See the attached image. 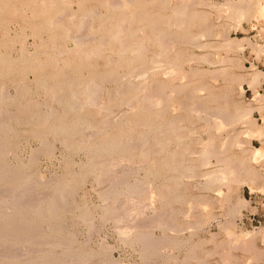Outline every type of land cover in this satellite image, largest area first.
<instances>
[{"label": "rangeland", "instance_id": "1", "mask_svg": "<svg viewBox=\"0 0 264 264\" xmlns=\"http://www.w3.org/2000/svg\"><path fill=\"white\" fill-rule=\"evenodd\" d=\"M128 1L0 0V264H264V0ZM122 22L135 42L127 51L113 43ZM103 39L110 43L102 47ZM158 39L170 56L156 65ZM92 80L101 91L88 103ZM160 86L173 102L155 103ZM205 112L215 116L209 124ZM2 119L10 120L5 127ZM212 119L225 127H213ZM173 120L183 129L164 126L169 140L160 142L159 126ZM200 143L216 150L209 164ZM174 154L185 157L182 164ZM224 156L233 177L222 173L223 182H210L207 172L229 164L222 165ZM187 165L198 175L182 177ZM10 188L20 197L13 199Z\"/></svg>", "mask_w": 264, "mask_h": 264}, {"label": "bare ground", "instance_id": "2", "mask_svg": "<svg viewBox=\"0 0 264 264\" xmlns=\"http://www.w3.org/2000/svg\"><path fill=\"white\" fill-rule=\"evenodd\" d=\"M129 1H130V0H129ZM129 1H128V2H129ZM176 1H177V0H176ZM185 1H186V0H185ZM190 1H191V0H190ZM199 1H200V0H199ZM203 1H204V0H203ZM261 1H262V0H261ZM115 2H116V1H115ZM115 2H114V3H115ZM186 2H188V1H186ZM191 2H192V1H191ZM42 3H43V2H42ZM42 3H41V4H42ZM119 3H120V2H119ZM44 4H45V3H44ZM52 4H53V3H52ZM55 4H56V3H55ZM69 4H70V3H69ZM127 4H128V3H127ZM180 4H182V3H180ZM190 4H191V3H190ZM190 4H189V5H190ZM258 4H259V3H258ZM66 5H67V4H66ZM111 5H113V3H111ZM172 5H173V4H172ZM184 5H185V4H183V6H184ZM108 6H109V5H108ZM119 6H120V5H119ZM186 6H187V5H186ZM180 7H181V6H180ZM180 7L177 9V10H179V12L182 11V10L180 11ZM260 7H261V6H260ZM181 8H183V7H181ZM184 8H185V6H184ZM172 9H173V8H172ZM186 9L188 10V8H186ZM189 9H190V8H189ZM242 9H243V8H242ZM177 10H176V11H177ZM238 10H239V9H238ZM177 12H178V11H177ZM179 12H178V13H179ZM239 12H241V11H239ZM242 12H243V11H242ZM92 13H93V12H92ZM174 13H175V12H174ZM185 13H186V12H184V14H185ZM65 14H66V13H65ZM181 14H182V13H181ZM66 15H67V14H66ZM96 15H97V13H96ZM174 15L176 16V14H174ZM182 15H183V14H182ZM236 15H237V14H236ZM90 16H91V15H90ZM177 16L180 17V14L177 15ZM183 16H184V15H183ZM183 16H181V17H183ZM185 16H186V15H185ZM185 16H184V17H185ZM247 16H248V15H247ZM133 17H134V16H133ZM179 17H176V18H179ZM176 18H175V19H176ZM91 19H92V18H91ZM175 19H174V20H175ZM181 19H182V18H181ZM186 19H187V18H186ZM238 19H239V18H238ZM61 20H62V19H61ZM73 20H74V19H73ZM76 20H77V19H76ZM87 20H88V19H87ZM182 20H183V19H182ZM54 21H55V20H54ZM54 21H53V23H54ZM170 21H171V20H170ZM172 21H173V19H172ZM175 21H176V20H175ZM177 21H178V19H177ZM183 21H185V20H183ZM183 21H182V22H183ZM72 22H73V21H72ZM83 22H84V21H83ZM173 22H174V21H173ZM185 22H186V21H185ZM176 23H178V22H176ZM51 24H52V23H51ZM171 24H172V23H171ZM171 24H170V25H171ZM178 24H179V23H178ZM126 25H127V24H126ZM126 25H125V26H126ZM168 25H169V24H168ZM168 25H167V26H168ZM172 25H173V24H172ZM81 26H82V25H81ZM123 26H124V22L119 23V24H117V25L115 26V27H116L115 29H116V32H117V33L115 34V38L113 37V38H114V42H113V43H119V44L122 43L123 45L121 44V46H124V47H121V50H123V51H127V50H129V48L132 46V45H131V42H132V44H133V43L135 44V42L132 41V40H133V37H132V40H129V39H131L130 36H129V39L126 38V36H125V34H124L125 30H123L124 32L122 31V29L125 28V27L123 28ZM177 26H178V25H177ZM194 26H196V24H194ZM86 27H87V24H86ZM126 27H127V26H126ZM180 27H181V26H180ZM180 27H179V28H180ZM168 28H169V27H168ZM170 28H171V27H170ZM181 28H182V27H181ZM194 28H195V27H194ZM125 29H126V28H125ZM176 29H177V27H176ZM155 30H156V29H155ZM199 30H200V29H199ZM84 31H85V30H84ZM147 31H148V30H147ZM80 32H82V31H80ZM86 32H87V30H86ZM162 32H163V31H162ZM83 33H84V32H83ZM204 34H205V33H204ZM87 35H88V34H87ZM138 35H139V34H138ZM88 36H89V35H88ZM133 36H134V35H133ZM163 36H164V35H163ZM197 36H198V35H197ZM199 36H200V35H199ZM203 36H204V35H203ZM127 37H128V36H127ZM135 37H136V36H135ZM159 37H161V36H159ZM204 37H205V36H204ZM72 38H74V37H72ZM81 38H83V37H81ZM136 38H138V37H136ZM136 38H134V39H136ZM193 38H194V37H193ZM196 38H197V37L195 36V39H196ZM206 38H207V37H206ZM212 38H213V37H212ZM78 39H79L78 42L82 44V41H83V40H80V38H78ZM88 39H89V38H88ZM88 39H87V41H89ZM104 39H105V38H104ZM104 39L102 40L103 43H104V44H102V47H103V45L105 46V43H106V45H107V41H106V40H108V39H106L105 42H104ZM142 39H143V38H142ZM156 39H157V38H156ZM156 39H155V40H156ZM160 39L163 40L164 38L162 37V38H160ZM170 39H172V38H170ZM198 39H199V38H198ZM209 39H210V38H209ZM75 40H77V36L75 37ZM139 40H140V39H139ZM214 40H215V39H214ZM85 41H86V39H85ZM90 41H91V39H90ZM102 41H101V42H102ZM108 41H109L108 43H110V40H108ZM130 41H131V42H130ZM156 41H157V40H156ZM160 41H161V40H160ZM160 41H159V39H158V42H160ZM165 41H166V40L164 39V41H163L164 44H166ZM173 41H174V40H173ZM193 41H194V39H193ZM198 41H199V40H198ZM78 42H77V43H78ZM93 42H94V41H93ZM143 42H144V41H143ZM166 42H168V40H167ZM174 42H175V41H174ZM176 42H177V41H176ZM85 43H86V42H85ZM156 43H157V42H156ZM177 43H178V42H177ZM225 43H226V42H225ZM74 44H75V43H74ZM83 44H84V41H83ZM88 44H89V43H88ZM136 44H137V43H136ZM160 44H161L160 49L162 48V50H160L161 53H157V54H159V55H158V57H155V58L153 59L154 61H153L152 63H155V64H156L157 61L160 60V62H161V60H163V59L165 60V59H167V57L170 56V54H169V56H168V54H167V51H168L167 48H168V47H167V48H166V47H163V46H162V44H163L162 42H160V43L158 44V46H159ZM164 44H163V45H164ZM167 44H168V43H167ZM167 44H166V45H167ZM191 44L193 45V43H191ZM195 44H196V43H195ZM198 44H199V43H198ZM98 45H99V44H98ZM111 45H112V44H111ZM128 45H131V46H128ZM139 45H140V44H139ZM188 45H189V44H188ZM127 46H128V47H127ZM133 46H134V45H133ZM133 46H132V47H133ZM110 47H111V46H110ZM212 47H213V46H212ZM140 48H141V47H140ZM198 48H199V47H198ZM209 49H210V48H209ZM94 50H95V49H94ZM78 51H79V50H78ZM80 51H82V50H80ZM123 51H122V52H123ZM136 51H137V50H136ZM141 51L143 52L142 49H141ZM145 51H146V50H145ZM145 51H144V52H145ZM76 52H77V51H76ZM82 52L84 53V49H83ZM82 52H81V53H82ZM94 52H95V51H94ZM98 52H99V51H98ZM98 52H97V53H98ZM106 52H107V51H106ZM138 52H139V54L142 53V52H140V50H138ZM138 52H137V53H138ZM144 52H143V53H144ZM177 52H179V51H177ZM181 52H182V51H181ZM22 53H25V52H22ZM22 53H21V54H22ZM70 53H71V52H70ZM73 53H75V52H73ZM79 53H80V52H79ZM81 53H80V54H81ZM83 53H82V54H83ZM85 53H86V50H85ZM101 53H102V52H101ZM120 53H121V52H120ZM133 53H135V52H133ZM147 53H148V52H147ZM90 54H91V53H90ZM98 54H100V53H98ZM102 54H103V53H102ZM124 54H125V53H124ZM174 54H175V53H174ZM176 54H177V53H176ZM193 54H194V53H193ZM142 55H143V54H142ZM142 55L140 54V56H142ZM178 55H179V54H178ZM180 55H181V54H180ZM125 56H126V55H125ZM132 56H133V55H132ZM204 56H205V55H204ZM52 57H53V56H52ZM144 57H145V56H144ZM202 57H203V56H202ZM112 58H113V57H112ZM144 59H145V58H144ZM168 59H169V58H168ZM170 59H171V58H170ZM196 59H197V58H196ZM202 59H203V58H202ZM120 60H121V59H120ZM164 60H163V62H166V61H164ZM180 60H181V59H180ZM204 60H205V59H204ZM206 60H207V59H206ZM206 60H205V61H206ZM209 60H210V59H209ZM108 61H109V60H108ZM110 61H113V60L111 59ZM151 61H152V60H151ZM151 61H150V62H151ZM202 61H203V60H202ZM205 61H204V62H205ZM117 62H118V61H117ZM168 62H169V61H167V63H168ZM175 62H176V61H175ZM212 62H213V61H212ZM216 62H217V61H216ZM173 63H174V61H173ZM173 63H172V64H173ZM189 63H190V62H189ZM117 64H119V63H117ZM169 64H170V63H169ZM169 64H168V65H169ZM135 65H136V63H135ZM151 65H153V64H151ZM156 65H157V64H156ZM171 67H172V66H171ZM162 68H163V67H162ZM157 69H158V67H157ZM159 69H161V68H159ZM174 69H175V68H174ZM176 70H177V69H176ZM136 71H137V70H136ZM156 71H157V70H156ZM163 71H164V70H163ZM189 71H190V70H189ZM150 72H152V71H150ZM158 72H159V71H158ZM161 72H162V70H161ZM179 72H180V71H179ZM219 72H220V71H219ZM26 73H27V71H26ZM170 73H173V71H171ZM177 73H178V72H177ZM132 74H134V73L132 72ZM146 74H147V73H146ZM156 74H157V72H156ZM165 74H166V73H165ZM167 74H168V73H167ZM167 74H166V75H167ZM175 74H176V72H175ZM186 74H187V73H186ZM254 74H255V73H254ZM172 75L175 76L174 73H173ZM187 75H188V77H189V74H187ZM255 75H256V74H255ZM66 76H67V75H66ZM142 76H143V75H142ZM164 76H165V75H164ZM169 76H170V75H169ZM176 76H177L178 78L180 77V75L178 76L177 74H176ZM176 76H175L174 78H176ZM182 76H183V75H182ZM197 76H198V75H197ZM199 76H200V75H199ZM199 76H198V77H199ZM207 76H208V75H207ZM256 76H257V75H256ZM256 76H254V79H255ZM190 77H191V76H190ZM201 77H202V76H201ZM252 77H253V76H252ZM257 77H259V75H258ZM166 78H167V77H166ZM180 78H181V77H180ZM180 78H179V79H180ZM185 79H186V75H185ZM212 79H213V78H212ZM254 79H253V81H254ZM143 80H144V79H143ZM167 80H168V79H167ZM171 80H172V79H171ZM174 80H175V79H174ZM233 80H234V79H233ZM249 80H250V79H249ZM256 80H257V79H256ZM23 81H24V80H23ZM92 81H93L94 83H93ZM92 81H91V84L93 83L94 86H93V85H92V86H89V84H90L89 82H88V83H89V84H88L89 87L87 86V93H88L89 95H93V97L90 96L91 99L88 97V98H89V102H88V103H90V102L92 103V99L95 101V100L98 98V96H97V98H96L95 96L98 94V92L100 93V91H101V90H100L101 85H100L99 83L97 84L94 80H92ZM146 81H147V80H146ZM146 81H145V83H146ZM168 81H169V80H168ZM177 82H178V80H177ZM254 82H255V81H254ZM145 83H144V84H145ZM172 83H174V82H172ZM251 83H253V82H251ZM91 84H90V85H91ZM130 84H131V83H130ZM186 84H188V83H186ZM95 85H96V86H97V85L100 86L99 89L96 88ZM133 85H134V84H133ZM145 85H146V84H145ZM197 85H198V84H197ZM197 85H196V86H197ZM71 86H72V85H71ZM152 86H153V85H152ZM154 86H155V85H154ZM203 86L206 87L207 85H203ZM85 87H86V86H85ZM85 87H84V89L86 90ZM141 87H142V86H140V88H141ZM165 87H166V86H165ZM165 87L160 86V88L158 89L159 92H160V94H159V95H160V97H159L160 99H158L157 101L154 100L155 103H156V102L158 103V101H161V102H164V103H165L167 100L170 101V102H171V101L173 102L172 99L169 100L170 96H167V93H166V91L164 90ZM182 87H183V86H182ZM50 88H51V87H50ZM52 88H53V87H52ZM140 88H139V89H140ZM153 88H154V87H153ZM155 88H158V86L155 87ZM175 88H176V87H175ZM179 88H180V86H179ZM193 88H194V87H192V90L194 91ZM203 88H204V87H203ZM4 89H5V88H4ZM4 89H3V90H4ZM97 89H98V92H97ZM141 89H142V88H141ZM143 89H144V88H143ZM151 89H152V88H151ZM169 89H170V88H169ZM180 89H181V88H180ZM195 89H196V87H195ZM200 89H201V87L199 88V91H200ZM158 90H157V91H158ZM201 90H202V89H201ZM203 90H204V89H203ZM205 90H206V88H205ZM205 90H204V91H205ZM207 90H208V88H207ZM209 90H210V89H209ZM209 90H208V91H209ZM211 90H212V89H211ZM211 90H210V92H211ZM155 91H156V90H155ZM176 91H177V90H176ZM185 91H186V90H185ZM195 91H196V90H195ZM2 92H3V91H2ZM2 92H1V93H2ZM96 92H97V93H96ZM142 92H144V91H142ZM145 92H146V89H145ZM164 92H165V93H164ZM167 92H168V91H167ZM74 93H75V92H74ZM95 93H96V94H95ZM117 93H118V92H117ZM147 93H148V91H147ZM161 93H163V94H161ZM173 93H174V92H173ZM196 93H197V92H196ZM198 93H199V92H198ZM206 93H207V92H206ZM2 94H3V93H2ZM4 94H6V93H4ZM53 94H54V93H53ZM72 94H73V93H72ZM121 94H122V93H121ZM140 94H141V93H140ZM152 94H153V93H152ZM157 94H158V93H157ZM165 94H166V95H165ZM171 94H172V93H171ZM174 94H175V93H174ZM73 95H74V94H73ZM94 95H95V96H94ZM98 95H99V94H98ZM101 95H102V94H101ZM154 95H155V94H154ZM192 95H195V94H192ZM99 96H100V95H99ZM147 96H148V95H147ZM165 96H167V97H165ZM187 96H188V95H187ZM190 96H191V95H190ZM209 96H210V95H209ZM211 96H213V95H211ZM211 96H210V97H211ZM94 97H95V98H94ZM137 97H138V96H137ZM154 97H155V96H154ZM168 97H169V98H168ZM171 97H172V95H171ZM193 97H194V96H192L191 98H193ZM195 97L197 98V96H195ZM195 97H194V98H195ZM200 97H201V96H200ZM1 98H2V97H0V99H1ZM3 98H4V96H3ZM5 98H6V97H5ZM73 98H74V97H73ZM75 98H76V97H75ZM140 98H141V97H140ZM157 98H158V97H157ZM184 98H185V97H184ZM188 98H189V97H188ZM194 98H193V99H194ZM203 98H204V97H203ZM55 99H56V98H55ZM85 99H86V98H85ZM155 99H156V98H155ZM161 99H163V101H162ZM193 99H192V100H193ZM11 100H12V99H11ZM98 100H99V99H98ZM142 100H143V99H142ZM149 100H150V99H149ZM192 100H191V101H192ZM194 100H197V99H194ZM199 100L202 101L203 99H199ZM78 101H79V100H78ZM154 101H153V102H154ZM168 101H167V102H168ZM203 101H205V99H204ZM4 102H5V101H4ZM60 102H61V101H60ZM99 102H100V101H99ZM130 102H131V101H130ZM133 102H134V100H133ZM161 102H160V103H161ZM194 102H195V103H198V100H197V101H194ZM78 103H79V102H78ZM84 103H85V102H84ZM88 103H87V104L85 103V104L88 105ZM96 103H98V101H97ZM134 103H135V102H134ZM174 103H175V102H174ZM204 103H205V102H204ZM204 103L202 102V103H200V104H204ZM207 103H208V102H207ZM207 103H205V104H207ZM76 104H77V103H76ZM76 104H73V105L71 104L72 106H70V105H69V106H70V108L73 110L74 108H76ZM85 104H84V106H85ZM131 104H132V103H131ZM145 104H146V103H145ZM152 104H153V103H151V106H152ZM181 104H182V103H181ZM95 105H96V104H95ZM95 105H94V106H95ZM97 105H98V104H97ZM135 105H136V104H135ZM135 105H134V106H135ZM161 105H162V104H161ZM183 105H184V104H183ZM194 105H195V104H194ZM208 105H209V104H208ZM82 106H83V105H82ZM91 106H93V105H91ZM101 106H102V105H101ZM128 106H129V105H128ZM131 106H132V105H131ZM138 106H139V105H138ZM151 106H150V107H151ZM0 107H1V106H0ZM153 107H154V105H153ZM153 107H152V108H153ZM159 107H160V106H159ZM162 107H163V106H162ZM179 107H180V106H179ZM183 107H184V106H183ZM47 108H49V107H47ZM135 108H136V107H135ZM145 108H146V107H145ZM160 108H161V107H160ZM192 108H193V107H192ZM192 108H191V109H192ZM210 108H211V107H210ZM210 108H209V109H210ZM100 109H101V108H100ZM102 109H103V107H102ZM105 109H106V108H105ZM105 109H104V110H105ZM123 109H125V108H123ZM129 109H130V108H129ZM153 109H155V108H153ZM157 109H158V107H157ZM162 109H163V108H162ZM179 109H181V108H179ZM188 109H189V108H187V110H188ZM204 109H205V108H204ZM51 110H52V108H51ZM106 110L108 111V109H106ZM158 110H160V109H158ZM158 110H157V111H158ZM184 110H185V108H184ZM198 110H199V108H198ZM200 110H201V109H200ZM207 110H208V107H207V109H206L205 111H207ZM46 111H47V110H46ZM53 111H54V110H53ZM127 111H128V110H127ZM129 111H130V110H129ZM131 111H132V110H131ZM154 111H155V110H154ZM167 111H168V110H167ZM188 111H189V110H188ZM191 111L194 112V110H190V114H191ZM203 111H204V110H203ZM210 111H212V110H210ZM11 112H12V111H11ZM110 112H111V111H110ZM122 112H123V111H122ZM122 112H121V114H122ZM160 112L162 113L163 111L160 110L159 113H160ZM195 112H197V111H195ZM200 112H201V111H200ZM221 112H222V111H221ZM6 113H7V112H6ZM52 113H53V112H52ZM164 113H165V112H164ZM188 113H189V112H188ZM197 113H198V112H197ZM205 113H206V112H205ZM205 113H203V114H205ZM207 113H208V112H207ZM207 113H206V115H205L206 117L209 115V114H207ZM209 113L211 114L212 112H209ZM10 114H11V113H10ZM165 114H166V113H165ZM165 114H164V115H165ZM167 114H168V113H167ZM190 114H189V115H190ZM198 114H199V113H198ZM213 114H214V113H213ZM215 114L217 115V114H219V112H217V113H215ZM215 114H214V115H215ZM1 115H2V114H1ZM155 115H156V114H154V116H155ZM157 115H159V114H157ZM157 115H156V116H157ZM162 115H163V113H162ZM191 115H192V114H191ZM242 115H243V114H240L241 117H243ZM5 116H6V115H5ZM156 116H155L154 118L157 119ZM160 116H161V115H159L158 117H160ZM203 116H204V115H203ZM203 116H202V117H203ZM205 116H204V118H205ZM209 116H210V115H209ZM217 116H220V114L217 115ZM12 117H13V116H12ZM116 117H117V116H116ZM116 117H114V118H116ZM211 117H212V118H213V117L215 118V116H213V115H211ZM211 117H210V118H211ZM249 117H250V116H249ZM150 118H151V117H150ZM150 118H149V119H150ZM204 118H203V119H204ZM210 118L208 119V117H207L206 121H208V120L210 121V120H211ZM224 118H225V117H224ZM237 118H240V117L237 115L234 119H237ZM243 118H244V117H243ZM246 118H247V117H246ZM9 119H10V118H9ZM9 119H8L7 121H10ZM11 119H12V118H11ZM216 119H217V118H216ZM220 119H221V118H220ZM220 119H219V120H220ZM222 119H223V118H222ZM241 119H242V118H241ZM241 119H240V120H241ZM2 120L4 121V120H6V119H2ZM150 120H151V119H150ZM175 120H177V118H176ZM189 120H190V119H189ZM201 120H202V119H201ZM213 120H214V119H212V121H213ZM228 120H233V119H228ZM244 120H245V119H244ZM7 121H6V122L4 121V122L2 123V124L4 125V127H5V124H7ZM46 121H47V120H46ZM54 121H55V120H54ZM107 121H109V120H107ZM118 121H119V120H118ZM128 121H129V120H128ZM167 121H169V120H167ZM170 121H171V120H170ZM182 121H183V120H182ZM182 121H181V122H182ZM203 121H204V120H203ZM221 121H222V120H221ZM221 121H216V120H214L213 122H215V123H214V125L212 124L213 127H218L217 129H219V128H221V127H222V128L225 127V125L223 124L225 121L223 120L224 122H222V123H221ZM238 121H239V120H238ZM173 122H174V123H171V122H170L171 124L168 123L169 125H168V124H167V125H163L162 123H159V124H162L161 126H159L160 129H159L158 126L156 125V126H157L156 128L159 129V130H158V129H156V130H158V132L160 133L159 135H160V137H161V138H160V142H161V140H162V141H163V140H164V141H167V139H168V138L165 139V138L167 137V134H165V133L163 132L164 129H165L164 126H167V128H168V129L166 128L167 130H175V131H176V130L178 129V132H180V129H181V128L183 129V126H179L178 124H176V123H177L176 121L173 120ZM183 122H184V121H183ZM4 123H5V124H4ZM22 123H24V122L22 121ZM106 123H107V122H106ZM108 123H109V122H108ZM164 123H165V122H164ZM178 123H180V122L178 121ZM205 123H206V122H205ZM207 123L209 124V123H211V121H210V122H207ZM235 123H236V121H235ZM2 124H1V125H2ZM104 124H105V123H104ZM188 124H189V123H188ZM222 124H223L224 126H223ZM233 124H234V123H233ZM26 125H27V124H26ZM125 125H126V124H125ZM181 125H183V124H181ZM230 125H231V124H230ZM6 126H7V125H6ZM141 126H142V125H141ZM228 126H229V125H227L226 127H228ZM1 127H2V126H1ZM180 127H181V128H180ZM202 127H203V126H202ZM211 127H212V126H211ZM88 128H90V127H88ZM2 129H3V127H2ZM188 129H190V128H188ZM203 129H204V128H203ZM217 129H216V130H217ZM88 130H89V129H88ZM190 130H193V129H190ZM190 130H189V131H190ZM221 130H222V129H221ZM1 131H2V130H1V128H0V132H1ZM99 131H100V130H99ZM127 131H128V130H127ZM148 131H149V130H148ZM165 131H166V130H165ZM175 131H174V133H175ZM189 131H188V132H189ZM24 132H25V131H24ZM96 132H97V130H96ZM158 132H157V133H158ZM166 132H167V131H166ZM190 132H191V131H190ZM192 132H196V130H195V131H192ZM192 132H191V133H192ZM197 132H198V131H197ZM2 133H4V132L2 131ZM216 133H217V131H216ZM94 134H95V133H94ZM101 134H102V133H101ZM101 134H100V135H101ZM105 134H106V133H105ZM105 134H104V135H105ZM143 134H145V133H143ZM87 135H88V134H87ZM89 135H90V133H89ZM89 135H88V136H89ZM95 135H96V134H95ZM106 135H107V134H106ZM106 135H105V136H106ZM141 135H142V134H141ZM153 135H154V134H153ZM175 135H178V133H176ZM181 135H182V134H181ZM1 136H2V135H1ZM146 136H149V135H146ZM146 136H145V137H146ZM182 136H183V135H182ZM189 136H190V135H189ZM189 136H188V138H189ZM207 136H208V135H207ZM93 137H94V135H93ZM142 137H143V136H142ZM155 137H156L157 139L159 138L158 136H155ZM175 137H176V136H175ZM178 137L180 138L181 136H177V138H178ZM186 137H187V136H186ZM227 137H228V136H227ZM229 137H230V136H229ZM91 138H92V137H91ZM127 138H128V137H127ZM182 138H185V136H183ZM182 138H181V139H182ZM147 139H148V138H147ZM181 139H180V140H181ZM200 139H201V138H200ZM65 140H66V139H65ZM168 140H169V139H168ZM180 140H179V141H180ZM186 140H187V139H186ZM3 141H4V140H3ZM70 141H71V140H70ZM82 141H83V140H82ZM164 141H163V142H164ZM170 141H171V140H170ZM172 141H173V138H172ZM174 141H175V140H174ZM182 141H183V140H182ZM184 141H185V140H184ZM199 141H200V140H199ZM206 141H207V140H206ZM210 141H212V139H211ZM225 141H227V140H225ZM64 142H65V141H64ZM66 142H67V141H66ZM66 142H65V143H66ZM142 142H143V141H142ZM176 142H177V141H176ZM180 142H181V141H180ZM223 142H224V141H223ZM1 143H2V142H1ZM67 143H68V142H67ZM128 143H129V142H128ZM164 143H165V142H164ZM209 143H210V142H209ZM209 143H208V144H209ZM3 144H4V143H3ZM44 144H45V143H44ZM110 144H111V143H110ZM110 144H109V145H110ZM121 144H122V143H121ZM156 144H157V143H156ZM181 144H183V142H182ZM200 144H201V143H200ZM211 144H212V143H211ZM70 145H71V144H70ZM145 145H146V144H145ZM159 145L161 146V144H159ZM178 145H179V144H178ZM188 145H189V144H188ZM201 145H202V146H205V145H206L205 148L203 147L204 150H203V151H202V150L200 151V152H202V153H201V156L203 155V157H200V158H202L203 161H206L207 159H209V157H210L211 155H212V156L215 155V151H216V150L214 151V149H215L214 147H212V146H211V147L208 146L207 143H206L205 145H204V144H201ZM209 145H210V144H209ZM212 145H213V144H212ZM71 146H72V145H71ZM119 146H120V145H119ZM146 146H147V145H146ZM146 146H144V147H146ZM166 146H167V144H166ZM108 147H110V146H108ZM111 147L113 148L112 145H111ZM133 147H134V146H133ZM141 147H143V146L141 145ZM162 147H163V146H162ZM7 148H8V147H7ZM114 148H115V147H114ZM126 148H127V147H126ZM137 148H138V147H137ZM147 148H148V147H147ZM186 148H187V147H186ZM186 148H185V149H186ZM213 148H214V149H213ZM101 149H102V148H101ZM110 149H111V148H110ZM116 149H117V148H116ZM134 149H135V148H134ZM141 149H142V148H140V150H141ZM143 149H144V148H143ZM143 149H142V150H143ZM161 149H162V148H160V150H161ZM9 150H10V149H9ZM122 150H123V149H122ZM172 150H173V149H172ZM176 150H178V149H176ZM186 150H187V149H186ZM188 150H189V152H190V151H192L193 149H192V150L188 149ZM10 151H11V150H10ZM108 151H109V150H108ZM127 151H128V150H127ZM150 151H151V150H150ZM168 151H169V150H168ZM255 151H256V150H255ZM125 152H126V151H125ZM139 152H140V151H139ZM145 152H146V151H145ZM174 152L176 153V151H174ZM174 152H172V153H174ZM181 152L184 153L183 151H181ZM185 152H186V151H185ZM187 152H188V151H187ZM193 152H194V150H193ZM155 153H156V152H155ZM190 153H191V152H190ZM190 153H189V154H190ZM194 153H195V152H194ZM255 153H257V154L259 155V154H261V151H260V150H259V151L257 150ZM262 153H264V152H262ZM178 154H180L179 151H177V154H176V155H178ZM199 154H200V153H199ZM217 154H218V153H217ZM221 154H222V152H221L219 155H221ZM162 155H163V154H162ZM170 155H171V154H170ZM176 155L174 154V159H175V160H176V158H175ZM181 155H183V154H181ZM187 155H188V153H187ZM219 155H218V157H219ZM222 155H223V154H222ZM166 156H167V155H166ZM166 156H165V157H166ZM171 156H173V155H171ZM178 156H179V155H178ZM184 156H185V155H184ZM215 156H216V155H215ZM215 156H214V157H215ZM261 156H262V154H261ZM263 156H264V154H263ZM119 158H120V157H119ZM184 158H185V157L181 158V159H183V160L178 159V160H176V161H177L178 163H181V164H182V161L185 160ZM200 158H199V159H200ZM210 158H211V157H210ZM221 158H225V156H224V157H220V159H221ZM257 158H258V157H257ZM31 159H32V158H31ZM31 159H30V160H31ZM105 159H106V158H105ZM174 159H172L173 163H174ZM215 159H216V158H215ZM228 159H229V158H228ZM30 160H29V161H30ZM34 160H35V159H34ZM37 160H38V159H36V161H37ZM165 160H166V159H165ZM180 160H181V161H180ZM221 160L223 161V159H221ZM225 160H227V159H225ZM94 161H95V160H94ZM94 161H93V162H94ZM114 161H116V160H114ZM114 161H113V162H114ZM169 161H171V159H170ZM169 161H168V162H169ZM172 161L170 162V164L172 163ZM31 162H33V161L31 160ZM90 162H91V161H90ZM118 162H119V161H118ZM177 162H176V163H177ZM194 162H195V161H194ZM209 162H210V159H209V161H208V164H209ZM220 162H221V161H220ZM229 162H231V161L228 160L227 162H226V161H225V162L223 161V162H221V163H222V165H223V163H225V164L227 163V164H228ZM99 163H100V162H99ZM103 163H104V162H103ZM108 163H109V161H108ZM111 163H112V162H111ZM116 163H117V161H116ZM116 163H115L114 165H116ZM133 163H134V162H133ZM88 164H89V163H88ZM88 164H87V165H88ZM92 164H95V163H92ZM97 164H98V163H97ZM97 164H96V166H97ZM106 164H107V163H106ZM106 164H105V165H106ZM109 164H110V163H109ZM120 164H121V162H120ZM122 164H123V163H122ZM128 164H130V163H128ZM166 164H168V163H166ZM170 164H168V165H170ZM203 164H204V165L206 164V166H207V163L204 162ZM212 164H213V163H212ZM225 164H224V165H225ZM227 164H226V165H227ZM98 165H99V164H98ZM101 165L103 166L102 163H101ZM110 165H111V164H110ZM110 165H109V166H110ZM229 165H230V163L227 165V167L224 166L226 171H224V167H223V168L221 167L222 171H224V172L220 171V169H218V168H216V169H218V171H215V172H214L213 169H212L213 173H212V172H207L206 174L210 173L209 175H210V176H213V177L209 178L208 180H210V182H211V181H212V182H218V181L221 179V177H222V176H221L222 173L225 175V174H228L229 171H231L230 167L228 168ZM102 166H101V167H102ZM126 166H127V165H126ZM192 166H193V165H192ZM199 166H200V165H199ZM94 167H95V165H94ZM98 167H99V166H98ZM111 167H112V166H111ZM114 167H115V166H114ZM114 167H113V168H114ZM136 167H137V166H136ZM139 167H140V166H139ZM201 167H202V166H201ZM95 168H96V167H95ZM95 168H94V170H95ZM108 168H109V167H108ZM113 168H112V169H113ZM140 168H141V167H140ZM148 168H149V167H148ZM177 168L180 169L181 166H180V167L178 166ZM202 168H203V167H202ZM202 168H201V170L199 169V170L201 171V173H202V170H203ZM204 168H205V167H204ZM226 168H228L229 170L227 171ZM231 168H232V167H231ZM97 169H98L97 171L100 170L99 168H97ZM104 169H105V168H103V171H104ZM112 169H111V170H112ZM216 169H215V170H216ZM109 170H110V169H109ZM175 170H176V169H175ZM207 170H208V169H207ZM106 171H108V169H107ZM112 171H113V170H112ZM115 171H116V170H115ZM125 171H126V170H125ZM125 171H124V172H125ZM181 171H182V173H183V174L180 173V174L182 175V177H185V178H186V176H188V175H189V176H191V175H195L196 168H195V167H189V166L187 165L186 167H185V166H182V169H180V172H181ZM197 171H198V170H197ZM208 171H209V170H208ZM234 171H235V170H234ZM99 172H101V171H99ZM116 172H117V171H116ZM122 172H123V170H122ZM122 172H121V173H122ZM132 172H133V171H132ZM176 172H179V170L176 171ZM203 172H204V171H203ZM219 172H220V174H219ZM235 172H236V171H235ZM147 173H148V172H147ZM187 173H188V175H187ZM193 173H194V174H193ZM231 173H232V174H231ZM231 173L228 174V175L233 177V173H234V172H231ZM100 174H101V173H100ZM105 174H106V173H105ZM139 174H140V173H139ZM190 174H191V175H190ZM196 174H197V173H196ZM206 174H204V175H206ZM212 174H214V175H212ZM108 175H109V174H108ZM111 175H113V174H111ZM183 175H184V176H183ZM197 175H198V174H197ZM197 175H195V176H197ZM209 175H207V176H209ZM105 176H106V175H105ZM207 176H206V177H207ZM210 176H209V177H210ZM100 177L102 178V176H100ZM107 177H108V176H107ZM124 177H125V176H124ZM124 177H123V178H124ZM149 177H150V176H149ZM206 177H205V178H206ZM224 177H226V176H223V177H222V179H221L222 182L224 181V180H223ZM126 178H127V177H126ZM153 178H154V177H153ZM192 178H193V177H192ZM212 178H213V179H212ZM32 179H33V178H32ZM32 179H31V180H32ZM232 179H233V178H232ZM27 180H28V178H27ZM105 180H108V179H105ZM114 180H115V179H114ZM114 180H113V182H114ZM116 180H117V179H116ZM121 180L123 181L124 179H121ZM121 180H120V181H121ZM126 180H127V179H126ZM135 180H136V179H135ZM164 180H165V179H164ZM171 180H172V179H171ZM200 180H201V179H200ZM229 180H230V179H229ZM24 181H25V180H24ZM29 181H30V180H29ZM32 181H33V180H32ZM32 181H31V182H32ZM35 181H36V180H35ZM118 181H119V180H118ZM124 181H125V180H124ZM151 181H152V180H151ZM226 181H227V179H226ZM231 181H233V180H231ZM235 181H236V180H235ZM31 182H30V183H31ZM97 182H98V181H97ZM208 182H209V181H208ZM219 182H220V181H219ZM222 182H221V183H222ZM227 182H229V181H227ZM35 183H37V182H35ZM38 183H39V182H38ZM103 183H104V181H103ZM103 183H102V184H103ZM125 183H126V182H125ZM132 183H133V182H132ZM175 183H176V182H175ZM194 183H195V182H194ZM28 184H29V183H28ZM104 184H105V183H104ZM136 184H137V183H136ZM142 184H143V183H142ZM144 184H145V183H144ZM152 184H153V183H152ZM177 184H178V183H177ZM226 184H227V183H226ZM24 185H25V184H23V186H24ZM42 185H43V184H42ZM111 185H112V184H111ZM113 185H114V184H113ZM113 185H112V186H113ZM121 185H122V184H121ZM121 185H120V186H121ZM126 185H127V184H126ZM157 185H158V184H157ZM26 186H27V185H26ZM34 186H35V185H34ZM107 186H108V185H107ZM107 186H106V187H107ZM134 186H135V185H134ZM222 186H223V185H222ZM9 187H11V186H9ZM24 187H25V186H24ZM30 187H31V186H30ZM66 187H67V186H66ZM117 187H118V185H117ZM136 187H137V186H136ZM142 187H143V186H142ZM142 187H141V189H142ZM148 187H149V186H148ZM168 187H170V186L168 185ZM179 187H180V186H179ZM22 188H23V187H22ZM32 188H33V186H32ZM102 188H103V187H102ZM119 188H120V187H119ZM128 188H129V187H128ZM131 188H132V187H131ZM137 188H138V187H137ZM143 188H144V187H143ZM204 188H205V187H204ZM26 189H28V188H26ZM45 189H46V188H45ZM107 189H108V188H107ZM132 189H133V188H132ZM134 189H135V188H134ZM138 189H139V188H138ZM148 189H149V188H148ZM168 189H169V188H167V190H168ZM15 190H16V189H15ZM15 190L12 189V188H10V189H8V192L12 195V198L16 200V197H17V196L20 197V196H19L20 194L18 195V193H16L17 190H16V191H15ZM33 190H34V189H33ZM67 190H68V189H67ZM103 190H104V189H103ZM114 190L117 191L116 187H115ZM121 190H122V189H121ZM4 191H5V194L3 193V191H1V193H3L2 195H3V196H7V195H8V194H6V191H7V190L4 189ZM45 191H46V190H45ZM65 191H66V190H65ZM106 191H107V190H106ZM106 191H105V194H107V196L110 197V195H111V193H112L111 189L109 190V193H110V191H111L110 195H108V193H106ZM129 191H130V189H129ZM129 191H128V196H129ZM134 191H135V190H134ZM141 191H142V190H141ZM147 191H148V190H147ZM156 191H157V188H156ZM218 192H219V191H218ZM21 193H23V191H21ZM119 193H120V191H119ZM163 193H164V191H163ZM36 194H37V193H36ZM47 194H48V193H47ZM64 194H65V193H64ZM112 194H114V193H112ZM124 194H125V191H124ZM24 195H25V194H24ZM38 195H39V194H38ZM42 195H44V194H42ZM42 195H41V196H42ZM48 195H49V194H48ZM60 195H61V194H60ZM66 195H67V194H66ZM68 195H69V194H68ZM131 195H132V194H131ZM138 195H139V194H138ZM146 195H147V194H146ZM156 195H157V194H156ZM176 195H177V194H176ZM0 196H1V195H0ZM8 196H9V195H8ZM21 196H23V194H22ZM26 196H28V195H25V197H26ZM35 196H36V195H35ZM35 196H34V197H35ZM107 196L105 195L106 199H107ZM113 196H114V195H113ZM126 196H127V194H126ZM132 196H133V195H132ZM182 196H183V195H182ZM25 197H24V198H25ZM28 197H29V196H28ZM28 197H27V198H28ZM32 197H33V196H32ZM42 197H43V196H42ZM53 197H54V196H53ZM63 197H64V196H63ZM178 197H179V196H178ZM9 198H10V197H9ZM9 198H8V199H9ZM61 198H62V197H61ZM25 199H26V198H25ZM31 199H32V198H31ZM33 199H34V198H33ZM103 199H104V197H103ZM183 199H184V198H183ZM40 200H41V199H40ZM43 200H44V199H43ZM46 200H47V199H46ZM51 200H52V199H51ZM62 200H63V199H61V201H62ZM64 200H65V199H64ZM104 200H105V199H104ZM104 200H103V201H104ZM132 200H134V199H132ZM158 200H159V199H158ZM170 200H171V199H170ZM177 200H178V199H177ZM27 201H30V200H26V202H27ZM33 201H34V200H33ZM33 201H32V202H33ZM54 201H55L54 203H56V200H54ZM65 201H66V200H65ZM75 201H76V200H75ZM105 201H106V200H105ZM122 201H123V200H122ZM197 201H198V199H197ZM1 202H2V201H1ZM17 202H18V200H17ZM30 202H31V201H30ZM36 202L38 203L37 200H36ZM41 202H42V201H41ZM129 202H130V201H129ZM129 202H128V203H129ZM190 202H191V201H190ZM5 203H6V202H5ZM10 203H11V202H10ZM18 203H19V202H18ZM20 203H21V201H20ZM22 203H25V202H23V200H22ZM27 203H28V202H27ZM27 203H26V204H27ZM62 203H63V201H62ZM64 203H65V202H64ZM104 203H105V202H104ZM109 203H110V202H109ZM114 203H115V202H114ZM125 203H126V202H125ZM125 203H124V205H125ZM133 203H134V202H133ZM142 203H143V202H142ZM196 203H197V202H196ZM203 203H204V202H203ZM11 204H12V203H11ZM13 204H14V203H13ZM42 204H43V202H42ZM71 204H72V203H71ZM131 204H132V203H131ZM135 204H136V203H135ZM147 204H148V203H147ZM147 204L144 203L143 205H144V206H145V205L147 206ZM189 204H190V203H189ZM201 204H202V203H201ZM206 204H207V203H206ZM208 204H209V203H208ZM208 204H207V205H208ZM43 205H44V204H43ZM86 205H87V204H86ZM115 205H116V204H115ZM140 205H141V204H140ZM151 205H152V204H151ZM151 205H149V206H151ZM202 205H203V204H202ZM1 206L3 207V204H2ZM1 206H0V207H1ZM11 206H12V205H11ZM22 206H23V205H22ZM26 206H27V205H26ZM39 206H40V205H39ZM51 206H52V205H51ZM54 206H55V205H54ZM54 206H53V207H54ZM126 206H127V205H126ZM133 206H134V205H133ZM144 206H143V207H144ZM167 206H168V205H167ZM194 206H195V204H194ZM40 207H41V206H40ZM42 207H44V206H42ZM55 207H56V206H55ZM99 207H100V206H99ZM108 207H109V206H108ZM110 207H111V206H110ZM110 207H109V208H110ZM116 207H119V206H116ZM120 207H121V206H120ZM207 207H209V206H207ZM13 208H14V206H13ZM24 208H25V207H24ZM29 208H30V207H29ZM37 208H38V206H37ZM58 208H59V207H58ZM64 208H65V207H64ZM79 208H80V207H79ZM106 208H107V206H106ZM109 208H107L108 210H106V209L104 208V210L110 212V215H113V214L115 213L114 218H115V216L117 217V216L119 215V217L116 218V219L118 220V219L120 218V214H117V213H116L117 209H114L115 206H113L112 209H111V208L109 209ZM124 208H125V207H124ZM130 208H131V206H130ZM139 208H140V207H139ZM149 208H150V207H149ZM149 208H148V209H149ZM195 208H196V207H195ZM5 209H6V208H5ZM39 209H41V208H39ZM122 209H123V208H122ZM128 209H129V207L127 208V210H128ZM136 209H137V208H136ZM136 209H134V210H136ZM143 209H144V208H143ZM145 209H146V208H145ZM183 209H184V208H183ZM196 209H197V208H196ZM200 209H201V208H200ZM0 210H2V209H0ZM22 210H23V209H22ZM109 210H110V211H109ZM130 210H131V209H130ZM149 210H150V209H149ZM176 210H177V209H176ZM52 211H54V210H52ZM106 211H105V213H106ZM120 211H121V210H120ZM120 211L118 210V213H121ZM151 211H152V210H151ZM190 211H191V210H190ZM125 212H126V210H125L123 213H125ZM128 212H130V211H128ZM128 212H127V213H128ZM137 212H138V211H137ZM153 212H154V211H153ZM156 212H157V211H156ZM130 213H131V212H130ZM107 214H108V216H109V213H107ZM138 214H139V212H138ZM171 214H172V213H171ZM205 214H206V213H205ZM2 215H3V214H2ZM89 215L92 216V214H89ZM105 215H106V214H105ZM125 215H126V214H125ZM136 215H137V213H136ZM155 215H156V213H155ZM185 215H186V214H185ZM86 216H87V215H86ZM103 216H104V215H103ZM122 216H123V215H122ZM122 216H121V217H122ZM128 216H130V215H128ZM134 216H135V215H134ZM188 216H189V215H188ZM190 216H191V215H190ZM209 216H210V215H209ZM211 216H212V215H211ZM211 216H210V217H211ZM88 217H89V216H88ZM123 217H124V216H123ZM126 217H127V216H126ZM130 217H131V216H130ZM138 217H140V216H138ZM143 217H144V216H143ZM154 217H155V216H154ZM154 217H153V218H154ZM159 217H160V216H159ZM183 217H184V216H183ZM186 217H187V216H186ZM101 218H103V217L101 216ZM136 218H137V217H136ZM141 218H142V217H141ZM189 218H190V217H189ZM189 218H188V220H189ZM193 218H194V217H193ZM83 219H84V218H83ZM112 219H113V218H112ZM120 219H121V218H120ZM120 219H119V220H120ZM206 219H207V218H206ZM213 219H214V218H213ZM106 220H107V219H106ZM121 220H123V218H122ZM136 220H137V219H136ZM152 220H153V219H152ZM87 221H89V220H87ZM114 221H116V220H114ZM126 221H127V218H126ZM128 221H129V218H128ZM132 221H133V220H132ZM154 221H155V220H154ZM120 222H121V221H119V223H120ZM123 222H124V221H123ZM129 222H130V221H129ZM167 222H168V221H167ZM205 222H206V221H205ZM84 223H85V222H84ZM87 223H88V222H87ZM91 223H92V221H91ZM117 223H118V222H117ZM119 223H118V224H119ZM141 223H142V222H141ZM153 223H154V222H153ZM136 224H137V223H136ZM142 224H143V223H142ZM90 226H91V225H90ZM159 226H161V225H159ZM164 226H165V225H164ZM156 227H157V226H156ZM165 227H166V226H165ZM90 228H91V227H90ZM59 229L61 230L62 228H59ZM142 229H143V228H142ZM144 229H147V227L144 228ZM151 229H152V228H151ZM9 230H10V229H9ZM62 230H63V229H62ZM122 230H123V229H122ZM148 230H150V229H148ZM168 230H169V229H168ZM48 231H49V230H48ZM123 231H124V230H123ZM163 231H164V230H163ZM20 232H21V231H20ZM22 232H23V231H22ZM49 232H50V231H49ZM129 232H131V231H129ZM167 232H168V231H167ZM33 233H34V232H33ZM131 233H132V232H131ZM179 233H180V232H179ZM4 234H5V233H4ZM10 234H11V233H10ZM120 234H121V232H120ZM123 234H124V233H123ZM141 234H143V233H141ZM152 234H153V233H152ZM177 234H178V233H177ZM24 235H25V234H24ZM134 235H135V234H134ZM143 235H144V234H143ZM146 235H147V234H146ZM146 235L143 236V237H144V239H145L146 242H147L148 240H151V238L149 237V236H150L149 234H148L149 236L147 235V237H146ZM1 236H2V235H1ZM64 236H65V235H64ZM128 236H129V235H128ZM129 237H130V236H129ZM168 237H169V236H168ZM168 237L166 236L165 238H168ZM0 238H1V237H0ZM48 238H49V237H48ZM72 238H73V237H72ZM72 238H71V239H72ZM124 238H125V237H124ZM161 238H162V237H161ZM55 239H56V238H55ZM127 239H128V238H127ZM127 239H126V240H127ZM16 240H17V239H16ZM16 240H15V241H16ZM22 240H23V239H22ZM128 240H129V239H128ZM136 240H138V238H137ZM158 240H159V239H158ZM170 240H171V239H170ZM19 241H20V240H19ZM162 241H163V239H162ZM131 242H132V241H131ZM140 242H141V241H140ZM148 242H149L148 244H150V241H148ZM166 242H167V241H166ZM43 243H44V242H43ZM50 243H51V242H50ZM50 243H49V245H50ZM158 243H159V242H158ZM161 243H162V242H161ZM163 243H164V242H163ZM37 244H38V243L36 242V245H37ZM39 244H40V243H39ZM59 244H60V243H59ZM59 244H57V245H59ZM151 244H152V243H151ZM151 244H150V245H151ZM153 244H155V243H153ZM42 245H43V244H42ZM61 245H64V244H61ZM61 245H60V246H61ZM155 246H156V245H155ZM155 246H154V247H155ZM167 246H168V245H167ZM4 247H5V246H4ZM65 247H66V246H65ZM146 247H147V246H146ZM150 247H151V246H150ZM171 247H172V246H171ZM7 248H8V247H7ZM27 248H28V246H27ZM30 248H31V247H30ZM105 248H106V247H105ZM144 248H145V246H144ZM152 248H153V247H152ZM8 249H9V248H8ZM10 249H11V248H10ZM18 249H19V248H18ZM106 249H107V248H106ZM147 249H148V248H147ZM11 250H12V249H11ZM66 250H67V249H66ZM144 250H145V249H144ZM149 250H151V249L149 248L148 251H149ZM6 251H7V250H6ZM9 251H10V250H9ZM33 251H34V250H33ZM36 251H37V250H36ZM40 251H41V250H40ZM40 251H39V252H40ZM45 251H46V250H45ZM146 251H147V250H146ZM4 252H5V251H4ZM4 252H3V253H4ZM28 252H29V251H28ZM31 252H32V251H31ZM31 252H30V253H31ZM42 252H44V251H42ZM162 252H163V251H162ZM165 252H166V250H165ZM1 253H2V252H1ZM59 253H61V252H59ZM144 253H145V252H144ZM157 253H158V252H157ZM49 254H50V253H49ZM152 254H153V253H152ZM155 254H156V252H155ZM165 254H166V253H165ZM2 255H3V254H2ZM10 255H11V254H10ZM46 256H47V255H46ZM16 257H17V256H16ZM77 257H78V256H77ZM18 258H19V257H18ZM26 258H27V257H26ZM30 258H31V257H30ZM82 258H83V257H82ZM87 258H88V257H87ZM10 259H13V258L11 257ZM32 259H33V258H32ZM25 260H26V259H25ZM37 261H38V260H37ZM23 262H24V260H23ZM88 262H89V261H88ZM1 263H2V262H1ZM32 263H33V262H32ZM3 264H4V263H3ZM62 264H63V263H62Z\"/></svg>", "mask_w": 264, "mask_h": 264}]
</instances>
